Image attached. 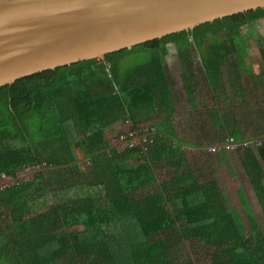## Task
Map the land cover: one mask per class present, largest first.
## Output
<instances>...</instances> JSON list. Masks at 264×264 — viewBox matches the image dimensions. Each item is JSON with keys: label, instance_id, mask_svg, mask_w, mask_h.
I'll use <instances>...</instances> for the list:
<instances>
[{"label": "trees", "instance_id": "obj_1", "mask_svg": "<svg viewBox=\"0 0 264 264\" xmlns=\"http://www.w3.org/2000/svg\"><path fill=\"white\" fill-rule=\"evenodd\" d=\"M260 20L264 8L234 13L1 85L0 170L17 183L0 190V264H195L177 249L184 241L210 249L203 264H264V234L244 191L249 230L214 174L201 179L184 141L175 143L178 134L166 128L177 111L171 45L212 90L224 81L238 86L235 107L224 95L226 108L206 113L220 144L255 139L242 125L260 122L259 147L222 148L217 160L237 153L264 212V71L244 40V29ZM231 57L239 68L233 63L226 75ZM128 119L156 128L147 149L112 148L113 126ZM39 201L45 208L30 214L26 207Z\"/></svg>", "mask_w": 264, "mask_h": 264}, {"label": "water", "instance_id": "obj_2", "mask_svg": "<svg viewBox=\"0 0 264 264\" xmlns=\"http://www.w3.org/2000/svg\"><path fill=\"white\" fill-rule=\"evenodd\" d=\"M257 8L264 0H0V86Z\"/></svg>", "mask_w": 264, "mask_h": 264}, {"label": "rangeland", "instance_id": "obj_3", "mask_svg": "<svg viewBox=\"0 0 264 264\" xmlns=\"http://www.w3.org/2000/svg\"><path fill=\"white\" fill-rule=\"evenodd\" d=\"M244 40L249 54L255 57V59L258 62V66L257 65L255 66L257 71L258 72L262 70L264 71V66L262 68L261 65L263 59L260 52V47L261 46L264 47V21L263 20L256 21L254 24L244 29ZM230 60H231V64L225 66L226 75L235 73L232 67L233 63H235L238 66V62L235 57H231ZM132 63H133V59L127 62L125 66L127 67L129 66V64ZM194 66L189 67L187 61L182 56L177 54L174 47L169 45V51L167 54V69L169 71L172 80V84H173L172 87L174 94L177 98V111L173 115V121H172L173 127H166V128L169 134L172 135L178 134V138L185 139V141L188 144H192L194 141L200 142L202 138H204V141L206 142L200 146L189 145V149L185 148L187 158L190 162L194 154H198L199 151L208 154L209 153L207 151L208 145L212 143L220 144L219 141L220 139H222L221 136H219L216 133L217 131L212 130V126L208 124L209 120L206 119V113L208 109L215 106L217 107L220 106V108L225 109L227 105L224 104L222 100V97L224 95H229L231 97L232 103L229 105L232 107H235L234 104H238L241 101V97H240L241 95L239 93V89L236 83L231 84L228 81L227 82L224 81L216 90H212L210 87H208L207 83L201 78V76L197 72V69L194 68ZM191 73L193 75L195 74L194 79H189L190 77L189 74ZM190 89H192V92L190 91ZM213 94H215V96ZM192 99H196L195 105H193ZM126 122L127 121L115 124L111 130L113 131L112 135L118 134L124 128V124ZM147 123H150V121L142 122L140 125H147ZM259 124L260 122L255 121L252 126L254 127L253 132L249 133L248 135L246 134V136L250 135L251 138L256 137L255 139L257 138L263 139L262 137H260L262 136L261 134L254 133L256 129H260ZM195 148L197 149L194 150ZM191 163L193 165L194 161H192ZM42 168L43 166H40V169ZM159 173H162V175L158 177L159 180H161V178L164 176L163 174L166 173V169L161 170ZM198 174L202 179L204 176H208L209 173H198ZM213 174L215 178L218 179L220 185L223 186V189H225L226 197L229 205L231 207L235 206L236 208L239 209L242 218L244 219L247 228L249 230L250 227L246 219V215L243 211L241 201L239 200V196L234 191L238 183L230 185L228 183L227 173H213ZM233 174L235 177L238 175V179H234V180L235 182H237L236 180L241 181L243 187L242 189L245 192V197L248 200L252 208V211L254 213V216L257 219L259 226L264 234V212L257 200L256 193L253 189L252 184L250 183L249 179L244 173H236V174L233 173ZM219 177L222 178V181L220 180ZM48 202H51V199H48ZM44 208H45V204L41 201L37 203H30L26 207L27 211L30 214L39 212ZM82 228L83 227H79L78 229H82ZM72 229H75V227H72ZM177 249H180L182 259L184 261L191 259L195 264H203L208 262V260L210 259V256H208V253L210 251L209 248L201 247V246H193V243H190L188 241H184L179 245H177Z\"/></svg>", "mask_w": 264, "mask_h": 264}, {"label": "built area", "instance_id": "obj_4", "mask_svg": "<svg viewBox=\"0 0 264 264\" xmlns=\"http://www.w3.org/2000/svg\"><path fill=\"white\" fill-rule=\"evenodd\" d=\"M124 128L116 135H111L110 143L112 148L116 151H125L129 148H141L147 149L149 147L150 141L154 138L150 137L154 132L156 133V128L154 126L134 124L130 119L126 120ZM263 143V139H249L242 140L236 139L232 136L225 138L221 144H209L207 151L213 154H218L222 151V148L226 151H233L237 147L246 148H257ZM39 168V166H33L32 168ZM30 168V170L32 169ZM26 175L19 173L18 179H24ZM17 183V179L13 176L8 175L6 172L0 170V190Z\"/></svg>", "mask_w": 264, "mask_h": 264}, {"label": "crops", "instance_id": "obj_5", "mask_svg": "<svg viewBox=\"0 0 264 264\" xmlns=\"http://www.w3.org/2000/svg\"><path fill=\"white\" fill-rule=\"evenodd\" d=\"M250 121H251L250 126H244V127L242 126L243 133H245L247 135L249 133L253 132L254 127H252V126H253V123L255 122V118L250 119ZM210 125H211V123H210ZM216 130H218V129H216ZM180 141H184L183 145H182V147L184 149L185 148L189 149V145L200 146V145L206 143L204 141V138H202L200 142L194 141L192 144H188L185 141V139L178 138V140L177 139L175 140V143H180ZM196 149L197 148H195L194 150H196ZM253 149H256V148H253ZM209 154H211L213 156H211ZM217 156H218L217 154H213L210 152L207 154V153H204L202 151H199L198 154H194L192 156L193 158L191 159V162L194 161L193 167L195 169L194 170L195 173H227L228 174V183L230 185L238 183L235 190H234L235 193L238 195L240 190L243 191V189H242L243 187H242L241 181L236 180L237 182H235L234 179H238V175L235 177L233 173H235V174L236 173H244L246 175V172L241 165L240 158L238 157L237 153H231V154L225 153V154L220 156L221 157V158H219L220 161H218ZM219 178L222 181V178L221 177H219ZM204 179H206V178H204ZM222 188H223V186H222ZM223 190L226 193L225 189H223Z\"/></svg>", "mask_w": 264, "mask_h": 264}, {"label": "clouds", "instance_id": "obj_6", "mask_svg": "<svg viewBox=\"0 0 264 264\" xmlns=\"http://www.w3.org/2000/svg\"><path fill=\"white\" fill-rule=\"evenodd\" d=\"M221 153V152H220ZM220 153H218V154H220Z\"/></svg>", "mask_w": 264, "mask_h": 264}]
</instances>
